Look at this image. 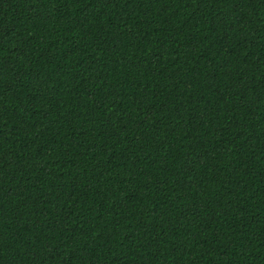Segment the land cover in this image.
I'll use <instances>...</instances> for the list:
<instances>
[{
	"label": "trees",
	"instance_id": "obj_1",
	"mask_svg": "<svg viewBox=\"0 0 264 264\" xmlns=\"http://www.w3.org/2000/svg\"><path fill=\"white\" fill-rule=\"evenodd\" d=\"M0 264H264V0H0Z\"/></svg>",
	"mask_w": 264,
	"mask_h": 264
}]
</instances>
